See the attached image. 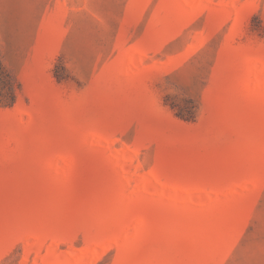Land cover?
I'll return each mask as SVG.
<instances>
[{"label": "rangeland", "instance_id": "rangeland-1", "mask_svg": "<svg viewBox=\"0 0 264 264\" xmlns=\"http://www.w3.org/2000/svg\"><path fill=\"white\" fill-rule=\"evenodd\" d=\"M0 264H264V0H0Z\"/></svg>", "mask_w": 264, "mask_h": 264}, {"label": "trees", "instance_id": "trees-1", "mask_svg": "<svg viewBox=\"0 0 264 264\" xmlns=\"http://www.w3.org/2000/svg\"><path fill=\"white\" fill-rule=\"evenodd\" d=\"M7 77H9V80L6 84L7 88H8V95H10L9 99H8V103L7 104H14L15 103V100H16V89H15V86L12 82V79L10 77V75L8 74Z\"/></svg>", "mask_w": 264, "mask_h": 264}]
</instances>
